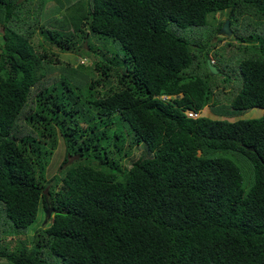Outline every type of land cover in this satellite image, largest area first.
<instances>
[{"label":"trees","instance_id":"16d2710c","mask_svg":"<svg viewBox=\"0 0 264 264\" xmlns=\"http://www.w3.org/2000/svg\"><path fill=\"white\" fill-rule=\"evenodd\" d=\"M45 1L30 11L31 1L0 0V204L10 230L18 232L40 209L51 211L28 238L29 248L5 244L0 259L264 264V48L260 57L240 62L241 87L230 104L236 112L261 109L260 118L190 119L185 111L203 110L214 93L198 75L205 60L177 34L205 26L218 13L226 14L230 30L245 14L262 23L264 0L76 1L48 28L40 16ZM217 26L216 33L222 22ZM36 30L63 51L87 43L91 34L111 38L122 57L98 59L85 103L63 80L33 92L45 66L59 60L42 46L37 51L31 43ZM115 68V84L107 86L106 70ZM113 119L126 128L110 134ZM36 138L51 147L60 138L64 146L58 190L43 180ZM125 144H143L148 156L121 167L117 157ZM218 152L251 165L248 190L234 161L209 156Z\"/></svg>","mask_w":264,"mask_h":264},{"label":"rangeland","instance_id":"374dc122","mask_svg":"<svg viewBox=\"0 0 264 264\" xmlns=\"http://www.w3.org/2000/svg\"><path fill=\"white\" fill-rule=\"evenodd\" d=\"M22 1V0H21ZM31 1V9L36 8L37 1L44 0H27ZM46 0L41 13V24L44 23L45 28L51 27L52 20H59L61 16L66 15V7L76 1L89 0ZM28 4V3H27ZM25 3L24 6L27 5ZM84 7L85 5L82 4ZM80 7V6H79ZM247 18V19H246ZM252 20H255L253 16L245 14L240 18V21H233L231 25L230 36H227L222 30L216 33L217 22H222V27L228 22L225 13L217 14L215 18L208 17V20L203 27H189L186 29H180L177 34L186 39L190 45L192 53L196 56L197 60H205L206 65L201 64L199 67V76L206 82V84L212 89L214 95L211 97V105H207L201 115L210 119H214L215 116L219 119L227 121L236 120H249L260 118L253 115L254 110H248L245 112H236L230 108L231 101L238 93L241 82L239 77V64L240 62L249 57H260L262 48H264V22L254 24ZM246 19V20H245ZM175 29V28H174ZM33 34L31 43L37 49L42 51L44 48L48 53V57L56 59L58 57V63H48L45 66V77L39 83V85L33 90V92L39 91L41 88L51 86L52 84L63 80L67 87L70 88V95L73 97H79L82 103L87 101V94L89 92V84L97 77V73L94 71V65L98 59L101 60L103 55L105 58L110 59L113 55L122 57L119 51L118 42L111 38L89 35L87 43H77L74 45L72 51H63L56 46H49L45 43L43 35L38 32ZM4 30L0 26V37ZM252 37V39L241 43L243 39ZM244 45H247L248 51L244 53ZM41 46L43 49H41ZM76 47L81 49H76ZM244 51V52H243ZM103 57V58H104ZM211 58L215 61V65L219 72L211 74L208 68L207 61ZM102 62V61H101ZM107 78L104 79V83L108 85L115 84V71L106 70ZM106 86V87H107ZM104 90L98 89L96 92L103 93ZM97 94V93H96ZM257 109V108H256ZM258 113V112H257ZM250 116V117H249ZM118 121L112 120V125L109 127L108 132L113 134L115 128H126L125 124H118ZM59 139V140H58ZM56 144L51 147L49 140H46V144L42 140L36 138V143L39 144V158L41 161V175L43 180L48 182L51 187L58 190L60 186L59 180L62 176V170H59V165L62 162L64 155V146L61 139L58 138ZM40 141V142H39ZM118 156V161L121 167L129 168L133 161L139 158L147 157V150L143 144L140 146H134L128 149L125 144L124 150ZM210 157H224L234 161L241 170L243 176V187L248 190L253 183V172L251 165L237 154L229 152H218L210 154ZM77 158L69 160V164L75 163ZM38 167V166H37ZM39 170V168H38ZM39 173V172H38ZM40 174V173H39ZM38 174V175H39ZM45 193V190H44ZM0 204V246L5 244L13 249L21 246L23 243L29 248L30 244L27 243L28 238L34 235V232L45 226L49 219L45 216L46 212L42 209L38 212L36 221L29 226L25 231H13L10 230V222L5 218V213L2 210L3 206ZM4 248V247H2ZM0 264H10L6 259H0Z\"/></svg>","mask_w":264,"mask_h":264},{"label":"clouds","instance_id":"9594fccd","mask_svg":"<svg viewBox=\"0 0 264 264\" xmlns=\"http://www.w3.org/2000/svg\"><path fill=\"white\" fill-rule=\"evenodd\" d=\"M218 14H221V13H218ZM227 24H228V27H227V32H224V33H226L227 34V36H230L231 35V32L229 31L230 30V27H229V21L227 22ZM222 25H223V23H222ZM222 28L223 27H221V30H222ZM209 63H210V65L211 66H213V67H215V69L217 70V67L216 66H214L215 65V61L214 60H212L211 58H209ZM218 71V70H217ZM165 97H163V99H164ZM209 105H211V104H209ZM254 109H256V108H254ZM258 109V108H257ZM252 110V109H251ZM261 110V109H260ZM263 111V110H262ZM188 113H192V114H195V117H192V116H188ZM201 113H202V110L201 111H199V112H194V111H185V116L187 117V118H190V119H197V118H200V117H203L202 115H201ZM217 117L218 116H215L214 117V119H217ZM207 118V117H206ZM220 118V117H219ZM218 118V119H219ZM257 119V118H256ZM50 213L49 214V217L47 216V213ZM46 216L48 217L47 219H49L50 217H51V211H46Z\"/></svg>","mask_w":264,"mask_h":264},{"label":"water","instance_id":"95a60500","mask_svg":"<svg viewBox=\"0 0 264 264\" xmlns=\"http://www.w3.org/2000/svg\"><path fill=\"white\" fill-rule=\"evenodd\" d=\"M227 27H228V24L226 23L224 26H223V28H222V31L223 32H227ZM207 64H208V68H209V71H210V73L211 74H216V73H218V71L215 69V67H213V66H211L210 65V63H209V61H207ZM49 212L47 213V216L49 217Z\"/></svg>","mask_w":264,"mask_h":264},{"label":"crops","instance_id":"0c3cea01","mask_svg":"<svg viewBox=\"0 0 264 264\" xmlns=\"http://www.w3.org/2000/svg\"><path fill=\"white\" fill-rule=\"evenodd\" d=\"M252 110H254V111H251V112H253V115H251V116H257V117H260L261 116V114H263V111L262 110H260V109H252ZM258 112V113H257ZM250 117V116H249ZM219 117H217V119H218Z\"/></svg>","mask_w":264,"mask_h":264},{"label":"built area","instance_id":"2783aa9c","mask_svg":"<svg viewBox=\"0 0 264 264\" xmlns=\"http://www.w3.org/2000/svg\"><path fill=\"white\" fill-rule=\"evenodd\" d=\"M188 116H192V117H195V114H192V113H188Z\"/></svg>","mask_w":264,"mask_h":264}]
</instances>
